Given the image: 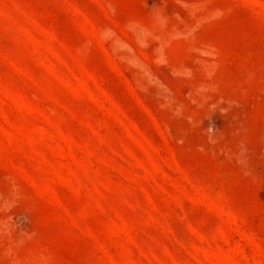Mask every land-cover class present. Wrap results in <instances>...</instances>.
Here are the masks:
<instances>
[{
	"label": "rangeland",
	"instance_id": "374dc122",
	"mask_svg": "<svg viewBox=\"0 0 264 264\" xmlns=\"http://www.w3.org/2000/svg\"><path fill=\"white\" fill-rule=\"evenodd\" d=\"M0 264H264V0H0Z\"/></svg>",
	"mask_w": 264,
	"mask_h": 264
}]
</instances>
